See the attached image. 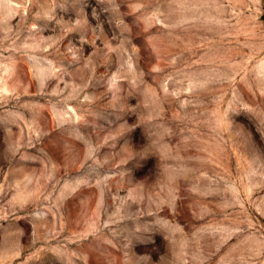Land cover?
Instances as JSON below:
<instances>
[{
    "label": "rangeland",
    "instance_id": "obj_1",
    "mask_svg": "<svg viewBox=\"0 0 264 264\" xmlns=\"http://www.w3.org/2000/svg\"><path fill=\"white\" fill-rule=\"evenodd\" d=\"M0 264H264V0H0Z\"/></svg>",
    "mask_w": 264,
    "mask_h": 264
}]
</instances>
